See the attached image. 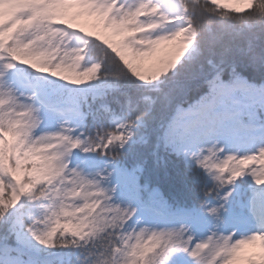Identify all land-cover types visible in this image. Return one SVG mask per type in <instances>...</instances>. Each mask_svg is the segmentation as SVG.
<instances>
[{
  "label": "snow or ice",
  "instance_id": "obj_1",
  "mask_svg": "<svg viewBox=\"0 0 264 264\" xmlns=\"http://www.w3.org/2000/svg\"><path fill=\"white\" fill-rule=\"evenodd\" d=\"M0 264H264V0H0Z\"/></svg>",
  "mask_w": 264,
  "mask_h": 264
}]
</instances>
